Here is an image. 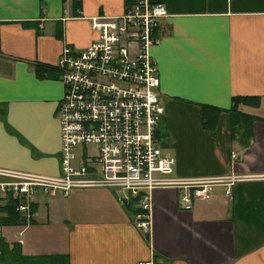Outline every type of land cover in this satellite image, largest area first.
Wrapping results in <instances>:
<instances>
[{
    "label": "crops",
    "instance_id": "1",
    "mask_svg": "<svg viewBox=\"0 0 264 264\" xmlns=\"http://www.w3.org/2000/svg\"><path fill=\"white\" fill-rule=\"evenodd\" d=\"M132 0H0V170L60 174L55 64L97 38L91 18ZM169 16L151 49L164 106L156 136L173 177L245 176L184 210L179 191H152L151 228L136 227L107 189L31 200L32 219L0 200L1 264H264V0H150ZM233 98H247L231 109ZM218 110L203 125L201 111ZM237 157L233 159L231 154ZM11 178L0 176V181Z\"/></svg>",
    "mask_w": 264,
    "mask_h": 264
},
{
    "label": "built area",
    "instance_id": "2",
    "mask_svg": "<svg viewBox=\"0 0 264 264\" xmlns=\"http://www.w3.org/2000/svg\"><path fill=\"white\" fill-rule=\"evenodd\" d=\"M168 16L163 3L132 0L118 16L91 18L97 38L84 49L63 48L55 64L64 87L59 103L60 174L0 170L11 178L0 181V200L24 197L15 210L30 220L31 200L39 191L53 196L73 189H107L121 207L139 210L135 225L149 234L153 190L179 191L183 209L190 210L195 200L209 199L214 187L226 186L229 196L234 183L249 179L172 176L175 160L164 155L156 136L164 106L151 53ZM1 237L0 232V257Z\"/></svg>",
    "mask_w": 264,
    "mask_h": 264
},
{
    "label": "trees",
    "instance_id": "3",
    "mask_svg": "<svg viewBox=\"0 0 264 264\" xmlns=\"http://www.w3.org/2000/svg\"><path fill=\"white\" fill-rule=\"evenodd\" d=\"M246 99L247 98H233L231 109L236 112L237 105L245 102ZM218 113H219L218 110L211 109V110L208 111V108L206 106H203V110L201 111V118H202L203 125L207 126L206 125V120H208L209 118H212V117H217ZM5 207L7 208V211H9L8 214H7V217L11 218V195L8 196L7 204H6ZM138 211L139 210H136L135 212H138ZM1 223H7V221L6 220L5 221H0V224ZM62 264H67V262H64Z\"/></svg>",
    "mask_w": 264,
    "mask_h": 264
},
{
    "label": "rangeland",
    "instance_id": "4",
    "mask_svg": "<svg viewBox=\"0 0 264 264\" xmlns=\"http://www.w3.org/2000/svg\"><path fill=\"white\" fill-rule=\"evenodd\" d=\"M88 151L89 152H94V149L92 148V147H89L88 148ZM0 176H2V175H0ZM9 178V177H8ZM1 246H2V241H1ZM2 257V256H1ZM1 257H0V262H1Z\"/></svg>",
    "mask_w": 264,
    "mask_h": 264
}]
</instances>
